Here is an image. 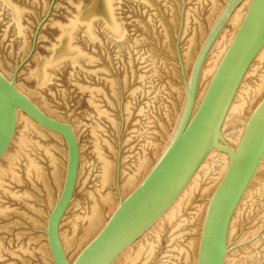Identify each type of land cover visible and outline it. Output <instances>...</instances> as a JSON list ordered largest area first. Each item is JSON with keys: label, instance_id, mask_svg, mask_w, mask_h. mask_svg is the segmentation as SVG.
Listing matches in <instances>:
<instances>
[{"label": "water", "instance_id": "95a60500", "mask_svg": "<svg viewBox=\"0 0 264 264\" xmlns=\"http://www.w3.org/2000/svg\"><path fill=\"white\" fill-rule=\"evenodd\" d=\"M0 264H264V0H0Z\"/></svg>", "mask_w": 264, "mask_h": 264}]
</instances>
